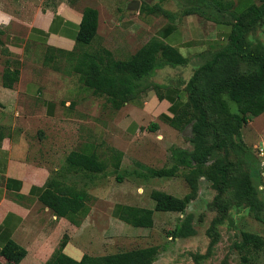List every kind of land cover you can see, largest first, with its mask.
I'll list each match as a JSON object with an SVG mask.
<instances>
[{"label": "trees", "instance_id": "obj_1", "mask_svg": "<svg viewBox=\"0 0 264 264\" xmlns=\"http://www.w3.org/2000/svg\"><path fill=\"white\" fill-rule=\"evenodd\" d=\"M256 6L249 3L247 7L237 8L231 2L223 0H197L196 5H189L183 16L197 15L214 25L229 27L226 43L221 45L211 57L197 67L183 88L185 101L172 104L169 112L172 117L161 115L159 120L178 132L191 128V150L171 149L170 168L148 171L155 178H172L180 168L186 169L185 176L191 192L183 198H177L160 191L150 194L154 209H138L132 206L117 205V218L135 228L147 229L153 224V213H184L197 190L196 181L200 176L211 182L216 195L213 205L217 216L212 220L207 234L210 237L209 251L218 241L217 226L226 219L231 200L235 206L248 209L252 217L264 225V203L258 197V190L252 177L243 171L239 162L230 160L227 152L240 143L241 129L250 119L264 114V51L251 49L247 35L256 26L264 24V0ZM170 22L168 26L175 28L174 16L160 10ZM152 14L156 13L149 10ZM230 15L231 21L225 20ZM98 30V11L85 8L75 39V48L66 57V67H70L77 75L79 83L93 95L103 97L105 103L113 110H120L125 104L132 103L143 91L151 87L157 93L159 100L166 99L160 94L167 87L156 83H148L157 70L163 68L183 67L188 59L163 40L153 37L144 46L126 60H116L106 49L93 53L85 52L95 39ZM4 32L0 30L1 37ZM6 65L1 74V86L12 89L18 82L19 71ZM147 82L148 85L144 86ZM229 102L236 106L231 112ZM171 103V102H170ZM157 129L151 124L148 131ZM4 138L0 126V143ZM224 151L221 160H216L209 166L210 157L217 151ZM121 153H117L114 167L117 170L121 164ZM66 164L78 172H83L89 178L95 177L106 170L105 160L97 154L85 155L71 152L65 159ZM118 179H121L120 177ZM54 178L50 179L39 196V202L52 213L66 220L72 226L79 228L90 213L86 202L91 197L80 192L75 184L61 189ZM228 196H231V200ZM189 215L181 225L170 234L173 239L188 238L195 235ZM238 253L243 254V262L249 256L264 251V238L256 234L242 232L240 241L234 245ZM156 247L137 248L116 254L91 257L84 255L80 261H75L64 254H59L51 264H153L157 260ZM0 255L11 264H19L26 256V251L16 243L9 241L1 250Z\"/></svg>", "mask_w": 264, "mask_h": 264}, {"label": "crops", "instance_id": "obj_2", "mask_svg": "<svg viewBox=\"0 0 264 264\" xmlns=\"http://www.w3.org/2000/svg\"><path fill=\"white\" fill-rule=\"evenodd\" d=\"M43 1L3 0L0 5V30L4 32L1 38L12 40L6 46L7 58L13 61L8 67L19 71L18 82L12 89H5L1 86L4 68L0 69V126L4 133L0 143V252L9 241L16 243L26 251L19 264H51L59 254L80 261L86 255L87 242H74L73 231L78 228L45 208L39 196L54 178L61 189L74 183L80 192L91 197L90 191L98 192L106 176L105 170L89 178L65 162L71 152L99 156L106 136L105 122L100 121L103 97L89 90L82 96L76 90L77 99L68 95L72 90L70 78L75 74L66 67V57L75 48L83 10L89 7L98 11L97 35L83 48L85 52L106 49L114 59L126 60L148 42H141L138 49L140 37L133 31L99 37V10L94 5L98 0H87L93 4H84V0H50L52 7L48 8L42 7ZM168 24L155 37L187 59L216 41L212 36L205 37L200 28L193 29L192 38L182 35L181 40L177 27L172 29ZM176 37L181 44L175 43ZM148 83H152L151 79ZM156 84L167 87L160 90L166 99L159 100L153 88L144 87L133 101L139 103L136 107L144 106L142 111L118 122V128L122 126L127 136H140L138 121L145 116L154 118L153 122L161 115L172 117V104L185 101V85ZM156 124L153 139L169 133L167 129L174 132L163 122ZM164 125L169 128L163 129ZM118 128L115 127L116 132L121 130ZM0 264L11 263L0 255Z\"/></svg>", "mask_w": 264, "mask_h": 264}, {"label": "rangeland", "instance_id": "obj_3", "mask_svg": "<svg viewBox=\"0 0 264 264\" xmlns=\"http://www.w3.org/2000/svg\"><path fill=\"white\" fill-rule=\"evenodd\" d=\"M2 1L0 0V5ZM66 1L80 2V0ZM135 1L140 3L139 11L127 10V5ZM195 1L197 0H98L94 5L99 10V37L102 38L108 33L123 34L133 31L140 37L137 48L140 47L144 41L158 36L162 27L170 23L161 12L156 11V7L174 16L173 24L181 34V40L182 35L192 38L193 29L200 28L205 37L212 36V39L216 40L213 46H206L204 52L190 56L186 66L157 70L151 78L152 83L184 86L193 71L204 64L216 49L226 43L225 39L230 30L227 26L214 25L197 15L184 17L183 11L189 5H196L193 4L196 3ZM223 1L231 2L239 9L247 7L250 2L256 6L261 4L260 0ZM83 3L93 4L87 0ZM50 6V0L43 1V8ZM149 10L156 13L152 14ZM229 16L224 17L228 22L231 21ZM172 37L175 35L172 34ZM1 40L3 44L0 45V69L13 62L7 58L6 47L12 40L5 38ZM174 41L179 44L182 42H179L177 37ZM246 41L251 49L258 48L264 51V24L256 26L249 32ZM179 79L182 81L179 82ZM70 81L72 90L68 92L69 96L77 99L79 96L76 97V90H79L80 96L89 92L79 83L77 75L72 76ZM142 99L144 101V97ZM100 101L103 111L100 121L105 122L106 136L103 146H100L99 157L105 160L106 176L98 192L90 191V213L83 220L82 227L73 231L74 242L77 244H80L81 240L87 242L86 255L101 257L137 248L156 247L159 253L153 264H264V251L249 256V260L243 262L241 259L243 254L238 253L234 248V245L240 241L242 232L264 238V225L257 222L248 209L235 206L231 196H228L232 204L226 219L216 228L219 235L218 241L209 251L211 239L207 230L217 216V209L213 205L216 192L211 182L204 176L197 178L196 194L184 213L154 212L153 224L147 229L135 228L119 220L116 209L119 204L153 210L154 202L150 197L153 191L164 192L177 198H183L191 192L185 178L188 174L186 169L180 168L177 175L172 178H155L148 172L153 169L170 168L174 164L171 160L172 148L192 149L191 128L188 127L183 133L172 129L174 132L171 133V130L167 129L169 127L164 125L163 129H167L169 133H162V136L153 139L155 132L148 131V128L151 124H160L162 121L157 119L155 123L154 118L145 116L146 119L138 121L141 128L140 136L133 138L123 133L122 126L118 128V122L133 115L134 112L142 111L144 106L139 108L134 104H125L120 110L115 111L105 103L103 98ZM229 108L231 112L236 111V106L230 102ZM115 127L122 131L116 132ZM258 147L263 148L264 154V114L250 119L249 123L243 126L240 143L227 152L230 160L239 162L243 171L251 175L253 184L258 190V197L264 203V164L258 155ZM118 152L122 155L120 167L116 170L114 160ZM224 154L222 150L216 151L210 157L207 166L218 159L221 160ZM119 177L121 179H118ZM189 215L192 217L191 225L195 235L184 239H173L170 232L181 225Z\"/></svg>", "mask_w": 264, "mask_h": 264}, {"label": "water", "instance_id": "obj_4", "mask_svg": "<svg viewBox=\"0 0 264 264\" xmlns=\"http://www.w3.org/2000/svg\"><path fill=\"white\" fill-rule=\"evenodd\" d=\"M139 6H140V3L138 1H135V2H130L128 5H127V9L128 10H133L135 12H138L139 11Z\"/></svg>", "mask_w": 264, "mask_h": 264}, {"label": "built area", "instance_id": "obj_5", "mask_svg": "<svg viewBox=\"0 0 264 264\" xmlns=\"http://www.w3.org/2000/svg\"><path fill=\"white\" fill-rule=\"evenodd\" d=\"M257 151H258V155H259V157L262 159V162H263V164H264L263 148L258 147V148H257Z\"/></svg>", "mask_w": 264, "mask_h": 264}]
</instances>
